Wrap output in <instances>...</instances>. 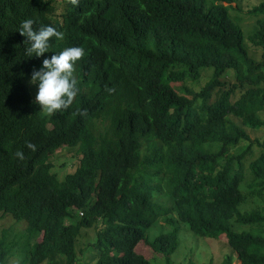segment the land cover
Listing matches in <instances>:
<instances>
[{
    "label": "trees",
    "instance_id": "trees-1",
    "mask_svg": "<svg viewBox=\"0 0 264 264\" xmlns=\"http://www.w3.org/2000/svg\"><path fill=\"white\" fill-rule=\"evenodd\" d=\"M235 1L0 0V213L27 224L20 264H79L92 228L97 264H171L181 224L225 236L241 264H264V211L242 209L264 198V152L249 160L247 130L264 129V19L249 37L257 59L230 16ZM249 13L264 16V1ZM28 18L64 34L44 55L84 50L77 95L59 112L31 102L43 57L24 53ZM64 146L79 160L60 180L51 156ZM161 221L171 230L151 241ZM21 239L0 238V264Z\"/></svg>",
    "mask_w": 264,
    "mask_h": 264
},
{
    "label": "rangeland",
    "instance_id": "rangeland-1",
    "mask_svg": "<svg viewBox=\"0 0 264 264\" xmlns=\"http://www.w3.org/2000/svg\"><path fill=\"white\" fill-rule=\"evenodd\" d=\"M264 0H236L230 3V16L231 18L242 28L246 36V44L251 52V55L257 59L261 58L262 52L256 48V45L252 43L249 37L257 29V21L259 19H264L263 15H251L249 11L253 10L258 4L262 3ZM225 6H229L227 3H223ZM228 79L235 82L234 74H230ZM207 79H201L199 86L191 84L190 86L194 89H199L203 87ZM34 88L35 94V86ZM264 119V113H262ZM240 121V120H238ZM254 141V152L255 155L249 158L252 161L257 155L264 152V129H259L253 131L252 129H247ZM79 160V155L77 154V147L64 146L63 148L56 151L51 156V162L54 165V172L57 174L60 180L66 178L69 173L75 171V167ZM248 160V162H249ZM248 162L246 165H248ZM259 182L264 183V177L259 180ZM247 201L243 204L242 209L245 212H251L255 209H261L264 211V198L262 200H257L256 198H247ZM27 224L25 222L16 221L11 215H3L0 213V238L7 235L10 240L21 239V245L17 247V251L14 256L9 259L8 264H20L22 258L18 253L24 247L23 237L26 235ZM171 227H169L164 221L154 227L148 234L151 241L163 233L169 232ZM96 238V228L90 230H85L78 241L77 250L81 253V260L79 264H97L95 262L96 253L92 252L90 247ZM34 242V241H33ZM150 247V246H148ZM93 250V249H92ZM137 252L144 255L147 258L154 256L150 254L144 242H141L137 246ZM151 259V258H150ZM171 264H224V260L231 259L232 264H241L238 254L233 251V249L228 245L225 236H221L219 239L202 238L196 236L191 232L187 225H180V245L177 252L172 256ZM151 264H168L165 259L159 258L149 260Z\"/></svg>",
    "mask_w": 264,
    "mask_h": 264
},
{
    "label": "clouds",
    "instance_id": "clouds-1",
    "mask_svg": "<svg viewBox=\"0 0 264 264\" xmlns=\"http://www.w3.org/2000/svg\"><path fill=\"white\" fill-rule=\"evenodd\" d=\"M31 18L21 21L18 32L24 40V53L29 58H41L39 67L34 68L29 76L28 84L35 86V96L32 103L48 114L66 109L77 95V80L73 74L76 62L84 55V50L78 46L64 47L59 52L49 53L50 40L63 39V32L57 31L51 25H44L34 30ZM32 151L36 146L26 143ZM17 159L23 160L22 151L14 153Z\"/></svg>",
    "mask_w": 264,
    "mask_h": 264
}]
</instances>
